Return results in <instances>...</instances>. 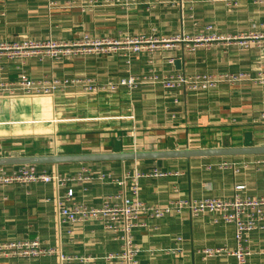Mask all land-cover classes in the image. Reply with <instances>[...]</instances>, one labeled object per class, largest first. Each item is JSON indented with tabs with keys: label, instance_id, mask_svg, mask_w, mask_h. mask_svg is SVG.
I'll return each mask as SVG.
<instances>
[{
	"label": "crops",
	"instance_id": "obj_1",
	"mask_svg": "<svg viewBox=\"0 0 264 264\" xmlns=\"http://www.w3.org/2000/svg\"><path fill=\"white\" fill-rule=\"evenodd\" d=\"M208 25L220 36L263 26L264 2L243 0L228 7L222 0H0V43L8 44L121 39L153 32L164 37L198 35L205 34ZM234 43L214 42L194 52L177 43L152 54L138 51L63 61L0 52V157L264 146V84L251 80L264 73V54ZM21 72L32 79L59 80L67 91L30 96L2 89ZM239 74L245 79L229 82ZM201 75L220 80L208 91L164 87L170 77ZM129 76L138 78L134 89L122 87L116 93L84 89ZM74 80L80 82L69 83ZM263 156L56 165L65 175L87 165L117 180L135 170L178 172L138 180L142 201L163 206L174 200L229 198L238 185L245 186V195H264V170L256 163ZM223 161L227 167L220 164ZM69 187L74 202L88 206H99L106 195L119 190L105 179L72 182ZM66 191L53 184L0 186V243L37 239L53 251L38 259L3 258L0 264H118L114 256L119 246L101 224L60 223L56 198ZM142 222L148 226L133 231L140 250L138 264H236L232 256L203 253L234 243L233 226L215 222L212 215L191 218L171 211L160 219L143 217ZM250 248L247 264H264V231L252 232ZM59 252L71 260L61 262Z\"/></svg>",
	"mask_w": 264,
	"mask_h": 264
},
{
	"label": "built area",
	"instance_id": "obj_2",
	"mask_svg": "<svg viewBox=\"0 0 264 264\" xmlns=\"http://www.w3.org/2000/svg\"><path fill=\"white\" fill-rule=\"evenodd\" d=\"M144 1L148 2L150 0ZM222 1L228 7H236L243 0ZM259 1L264 2V0ZM206 30L205 34H176L169 37L157 36L153 32L147 36H128L121 39L87 37L76 41L49 39L46 42L0 43V52H6L9 57L33 58L46 56L56 61H63L73 57L112 54L127 56L129 52L138 51H147V53L152 54L161 49L170 50L177 43L184 44L183 47L187 51L194 52L197 48L201 46L208 47L214 42L235 40L234 44L239 48L244 50L256 49L264 54V25L255 26L237 36L217 35L213 32L211 25H208ZM239 78L245 79V74L236 75L230 78L229 82H235ZM219 80L210 75L195 77L176 76L165 79L163 83L164 87L170 90L188 88L189 91H208L214 88ZM251 80L258 85H263L264 73L261 72L258 77H252ZM76 81L69 83L77 85L80 82V80ZM138 83V78L129 76L118 81H110L107 85L100 87L88 84L85 85L84 89L90 93L102 91L116 93L122 87L134 89ZM1 87L3 90L10 91V94L21 91L22 94L30 96L54 95L57 92L67 91V85H64L59 80L49 78L32 79L26 72H21L15 80L6 82ZM175 102H178V100L175 99ZM256 163L264 170V156L258 159ZM234 171L238 170L234 169ZM168 175L170 174L154 168L151 170V174L147 176L162 178ZM136 177L141 178L145 177V175H137ZM137 178H134L132 182H135ZM102 179H105L107 183H116L119 186V190L106 195L99 206H88L84 203L74 202V192L73 189L70 190V183L87 184ZM128 182H131L130 174L117 180L111 174H97L93 168L87 165H84L72 175L61 173L56 164H26L11 168L7 166L0 167V186L53 184L58 188L66 189L67 191L63 196L56 198V208L60 223L69 227H75L90 221L101 224L106 231L114 235V240L119 246L114 256V261L118 264H138L137 259L140 250L134 240L133 231L136 228L148 226L147 223L142 222V218L145 217L149 220L160 219L171 211H175L178 214L185 212L191 218L212 215L215 222L231 224L234 228L233 246L206 248L203 253L209 257L222 253L226 256L234 257L236 264L248 263V259L252 254L250 248L251 234L254 231H264V195L257 197L245 195L242 193L245 186L238 185L229 198L174 200L160 206L147 204L142 201L138 186L136 185L133 189L131 187L128 188ZM52 252L44 249L37 239L0 243V260L3 258L38 259L45 255H51ZM58 256L61 262L71 260L69 256L62 252H59ZM81 261L84 260L81 259Z\"/></svg>",
	"mask_w": 264,
	"mask_h": 264
},
{
	"label": "water",
	"instance_id": "obj_3",
	"mask_svg": "<svg viewBox=\"0 0 264 264\" xmlns=\"http://www.w3.org/2000/svg\"><path fill=\"white\" fill-rule=\"evenodd\" d=\"M240 155H264V146L181 149L159 151H132L111 153H80V154H52L42 156H3L0 157V167L20 166L26 164H63L89 163L105 161H139L163 160L199 157H228Z\"/></svg>",
	"mask_w": 264,
	"mask_h": 264
},
{
	"label": "rangeland",
	"instance_id": "obj_4",
	"mask_svg": "<svg viewBox=\"0 0 264 264\" xmlns=\"http://www.w3.org/2000/svg\"><path fill=\"white\" fill-rule=\"evenodd\" d=\"M27 41H32V40H27ZM48 41V40H47ZM63 41V40H62ZM37 42H42V41H37ZM43 42H46V41H43ZM16 43H19V42H16ZM222 166H224V167H227L228 165V162H221L220 163ZM151 174V171L150 172H145V173H140V172H138V171H134V173L133 174H131V189H133V188H135V186L137 185L138 186V190H139V185H138V180H140V179H142L143 177H141V178H137L136 176L137 175H145L146 177H150L151 178V176H147V175H150ZM170 174H172V175H178V172H174V173H170ZM134 178H137L136 179V181L135 182H132L133 181V179ZM140 193V192H139ZM141 195V194H140ZM151 205H153V204H151ZM137 244V243H136Z\"/></svg>",
	"mask_w": 264,
	"mask_h": 264
}]
</instances>
